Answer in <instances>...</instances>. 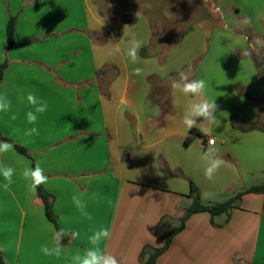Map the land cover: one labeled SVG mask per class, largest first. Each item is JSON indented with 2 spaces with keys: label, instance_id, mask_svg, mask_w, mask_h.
I'll list each match as a JSON object with an SVG mask.
<instances>
[{
  "label": "crops",
  "instance_id": "1",
  "mask_svg": "<svg viewBox=\"0 0 264 264\" xmlns=\"http://www.w3.org/2000/svg\"><path fill=\"white\" fill-rule=\"evenodd\" d=\"M104 3L109 0H0V65L8 63L0 94L12 102L9 114L0 113V132L31 155L14 146L0 155L17 169L9 189L0 179V252L7 264H71L74 251L91 247L88 237L101 227L112 233L101 250L120 264H143V248L163 247L164 235L181 225L193 202L190 182L205 204L264 185V81L254 51L239 57L251 41L241 21L264 25V0L212 1L227 33L217 30L211 44L204 21H176L167 8L160 12L146 2L124 24L123 14L108 12ZM153 12L186 27L165 55L157 47L145 58L140 51L154 39ZM12 17L16 45L9 49ZM124 31L144 42L135 64L126 55L131 37ZM136 67L144 69L142 76L131 75ZM179 71L205 79L207 96L218 105L211 135L189 143L191 132L182 124L187 101L171 88ZM28 92L48 105L35 124L27 123L30 108L19 99ZM32 127L37 134L26 136ZM209 139L224 160L212 179L201 159ZM37 161L49 178L43 187L53 197L59 227L79 232L76 240L62 241L59 257L40 251L57 228L20 175ZM77 193L87 215L72 202ZM214 222L208 212L192 215L156 264H264L263 193L244 194L230 216Z\"/></svg>",
  "mask_w": 264,
  "mask_h": 264
},
{
  "label": "clouds",
  "instance_id": "2",
  "mask_svg": "<svg viewBox=\"0 0 264 264\" xmlns=\"http://www.w3.org/2000/svg\"><path fill=\"white\" fill-rule=\"evenodd\" d=\"M241 24L243 26H249L251 20L245 17L241 21ZM124 36L131 37V39L127 41L128 47L126 49V55L130 61L135 64L139 60L138 53L144 46V42L137 39L135 36L129 35L125 31ZM121 40L124 41L123 37ZM261 48H264V40L257 38L249 42L247 49L241 50V55L249 56L251 54L250 50L259 54ZM143 74L144 69L140 67L134 68L131 72L132 76L137 77L142 76ZM132 82L135 83V80ZM171 88L174 95L179 94L187 101L182 116V124L184 125L185 132H189L193 128H198L202 134L210 136L212 131L210 126L215 124L217 120L216 113L218 105L215 102L216 99L213 100L207 96V81L202 78L191 79L188 73L179 71L178 78H173L171 80ZM19 99L21 103H24L26 100V103L30 108V110L25 113L27 123L29 124H35L39 115L47 110V102L37 97L34 92H28L26 97L21 96ZM11 109V100L7 95L0 94V113L9 114ZM10 118L15 120L16 116L12 114ZM199 118H203L200 123L197 122ZM35 134H37V129L35 127H32L25 132L26 136H32ZM12 150L13 144L6 141H0V155ZM201 159L205 162L204 175L206 178L212 179L224 164V160L217 154L215 140H209V146L202 152ZM16 174V168L0 162V179L4 181L2 187L5 190L10 188L13 183V177ZM20 175L27 182L29 193L33 195H35L38 187L46 184L49 179L39 161H37L34 166L23 167L20 170ZM72 202L82 214L87 215L85 212L86 203L82 194H74L72 196ZM89 219H91L90 216ZM111 235L112 233L107 227H101L92 231V234L88 237L91 247L83 250L76 249L70 257L71 264H120L114 255L108 254L100 248V244L109 240ZM65 237H70L72 240H76L79 237V232L73 231L70 228H60L59 230L54 229L51 241L42 245L40 251L42 254L49 257H59L63 251L62 241Z\"/></svg>",
  "mask_w": 264,
  "mask_h": 264
},
{
  "label": "rangeland",
  "instance_id": "3",
  "mask_svg": "<svg viewBox=\"0 0 264 264\" xmlns=\"http://www.w3.org/2000/svg\"><path fill=\"white\" fill-rule=\"evenodd\" d=\"M212 1L214 0H180L179 2L174 0H109L110 5L104 3V6L106 7V10L108 12L119 17V15L122 14H130V12L135 11L134 8H141L145 6L146 2H152L153 6L156 7V9L160 12H165L164 9L167 8L166 10L168 11H166V13H173V17H171L176 21H178V18L183 22L204 21V30L205 32H208L207 41L208 44H211L213 35L217 30L227 33L224 27L225 24L222 20V15L220 12L215 11V7L213 6ZM165 5H168V7H165ZM185 5L187 7L186 11L183 9ZM152 16L155 24L154 42L157 45L167 49L175 43V40L181 38L186 25H172L170 24V22H167L160 16H158V12H153ZM236 16L238 17V15ZM121 25L123 26L124 24ZM230 30L232 31L231 28ZM257 31L258 33H256ZM241 32L251 41L257 38L264 40L263 24L255 27L251 25L244 26ZM256 55L258 56L259 60L256 63V61H254V58H252V61L260 75L261 72H264V51L260 50L259 54ZM260 77L262 79L261 75ZM262 81L264 80L262 79Z\"/></svg>",
  "mask_w": 264,
  "mask_h": 264
},
{
  "label": "trees",
  "instance_id": "4",
  "mask_svg": "<svg viewBox=\"0 0 264 264\" xmlns=\"http://www.w3.org/2000/svg\"><path fill=\"white\" fill-rule=\"evenodd\" d=\"M15 32H16V18L12 17V18H10L8 25H7V45H8L9 49L13 48L16 45ZM177 43H178V41L175 42L174 44H172L169 48L165 49V48L157 45L153 39L149 46L141 49L140 55L142 57H145V58L149 57L150 55H152V52L157 47H160L161 51H162L161 54L165 55ZM256 54L257 53L254 52L252 54V58H254V61H256V63H257L259 58ZM161 61L164 62L165 57L162 58ZM7 65H8L7 61H5L4 63H2L0 65V81L3 78L4 70L7 67ZM193 66L195 67V65H193ZM194 67H193V69H194ZM260 75L262 76V79L264 80V72H261ZM233 124H234V126H237L235 120L233 121ZM253 128H255V127H251V129H253ZM190 132H191V136L186 139L187 143L191 142L192 139L194 138V136H200V137L204 136V134H202L200 132V130L197 128L191 129ZM0 141H6V142L13 144L14 148L19 153L31 158L30 153L28 152V150L25 147L16 144L10 138L5 137L1 132H0ZM190 185H191L190 196L192 197L193 202H192L191 206L187 209L185 215L182 217L181 225L178 228H176L175 230H173L172 232L166 233L164 235L165 245L163 247L155 248V247H152L151 245H146L143 248V250L141 252V260H142L143 264H156L158 258L170 248L173 238L178 233H180L181 231H183L186 228L187 221L189 220V218L192 215L197 214V213H201V212H208L211 215L212 223L217 226V224L214 222V218L218 215H221V214H227L228 216H230L231 211L234 208H238L240 206V202H241L242 196L244 194H246V193H263L264 194V185L254 186V187L247 189L246 191H244L242 193L237 194L236 196H234V197H232L226 201L218 202V203L205 204L202 201L200 189L193 182H190ZM37 194H38V197L42 200V203H43L45 211H46L47 218L52 223H54L57 230H59L60 227L58 225V217L54 211V202H53L52 195L46 191V189L43 187V185L38 187ZM157 236H158V234H157ZM66 241H67V237H65L63 239V242H66ZM0 264H7L3 255L1 254V252H0Z\"/></svg>",
  "mask_w": 264,
  "mask_h": 264
},
{
  "label": "water",
  "instance_id": "5",
  "mask_svg": "<svg viewBox=\"0 0 264 264\" xmlns=\"http://www.w3.org/2000/svg\"><path fill=\"white\" fill-rule=\"evenodd\" d=\"M131 21H132V15L131 14L126 13L122 16V23L129 24V23H131Z\"/></svg>",
  "mask_w": 264,
  "mask_h": 264
},
{
  "label": "built area",
  "instance_id": "6",
  "mask_svg": "<svg viewBox=\"0 0 264 264\" xmlns=\"http://www.w3.org/2000/svg\"><path fill=\"white\" fill-rule=\"evenodd\" d=\"M210 140V139H209ZM209 140H208V145H209ZM212 140H215V139H212Z\"/></svg>",
  "mask_w": 264,
  "mask_h": 264
}]
</instances>
